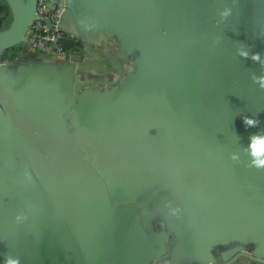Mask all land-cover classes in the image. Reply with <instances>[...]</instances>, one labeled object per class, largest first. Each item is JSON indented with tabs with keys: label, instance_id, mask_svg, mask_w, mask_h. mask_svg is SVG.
Masks as SVG:
<instances>
[{
	"label": "crops",
	"instance_id": "1",
	"mask_svg": "<svg viewBox=\"0 0 264 264\" xmlns=\"http://www.w3.org/2000/svg\"><path fill=\"white\" fill-rule=\"evenodd\" d=\"M68 1L76 36L63 54L23 42L0 50L9 61L0 65V264H79L73 241L89 264H127L108 228L136 264H264V169L248 167L249 138L264 135V89L253 79L264 76V17L251 13L264 0H186L202 31L215 21L199 55L212 70L218 59L233 100L217 104L208 127L201 117L186 147L197 84L159 31L178 0ZM13 18L0 0V31ZM229 36L232 53L222 54ZM245 115L260 124L246 128Z\"/></svg>",
	"mask_w": 264,
	"mask_h": 264
},
{
	"label": "water",
	"instance_id": "2",
	"mask_svg": "<svg viewBox=\"0 0 264 264\" xmlns=\"http://www.w3.org/2000/svg\"><path fill=\"white\" fill-rule=\"evenodd\" d=\"M64 1H66L67 3V10L62 21V26L67 32L73 34L72 37H68L61 41V45L63 46V49L65 51L66 48L74 45L75 39L73 37L76 36V34L74 32L68 31L65 26V19L69 14L73 12V9L70 6L68 0ZM131 2L132 0H123V4L126 6V8L131 5ZM257 2L261 5L264 4L260 1ZM9 3L13 9L14 18L8 28L0 31V50L23 42L27 44L28 50L36 51V49H33L31 47L27 38V33L30 29L31 23L38 17V0H9ZM261 5L252 10V15L257 16L258 18L264 17V8ZM173 13L174 14H172V18L167 20L168 22H170L171 20L173 22H170L167 25L159 26L160 34L168 33L173 36L175 40L174 49L176 50L179 58L184 60L185 63L190 67L192 72V82L197 84L196 87L191 85L193 88V93H196V97L194 104L191 106L190 119L185 126L186 140L182 147H186L188 145L190 146V143L192 146L193 139H190V132L194 126L196 127L201 117L204 123V127H208L209 122L211 121L212 123H214V119L222 111L221 108L217 107V104L229 105L231 102H233V100H231L230 93H226L222 89V87H226V81H230L231 78H229V76L224 73V71L220 68V65L218 66V59L215 60L217 69L212 70L210 69V67H208L209 64L205 62L204 58L199 55V49H204V47L207 48V44L209 46V42L211 41L210 39L215 34L214 32L216 26L214 23V19L211 18V24H209V27L206 26L208 28V32L207 28L205 27L204 31H202V27L193 21L194 17L189 18L187 16L186 0H178L176 9L173 11ZM47 21H49V19H47ZM49 25H51V21H49ZM211 34L212 36L210 37ZM204 35L207 36V40L201 39L202 37H204ZM230 40L231 39L229 36L228 38L224 37V40L219 41V52H221L222 54H226L225 50H227L228 52L232 53ZM198 42L202 45H200ZM54 51L56 52V50ZM8 63V60H0V65H7ZM194 88L196 89L194 90ZM219 97L225 98L222 100H217ZM86 150L87 148L85 147L81 149V151ZM83 157L84 153L81 152L78 159L83 160ZM17 171L20 175V178L22 179V183L27 192V196L34 195L33 197L35 198L37 193L32 169L24 162H22L21 164H17ZM31 196H29V200L31 198L32 201L33 197ZM29 200L28 204L31 205ZM108 230L110 231L118 247L129 256L130 260L127 264H136L135 255L123 246V244L117 239V237L109 228ZM72 245L78 263L89 264L84 252L82 251L78 243L73 241ZM240 253L243 255H249V253L247 252ZM153 263L162 264L160 257H151L144 264ZM209 264L215 263L210 262Z\"/></svg>",
	"mask_w": 264,
	"mask_h": 264
},
{
	"label": "built area",
	"instance_id": "3",
	"mask_svg": "<svg viewBox=\"0 0 264 264\" xmlns=\"http://www.w3.org/2000/svg\"><path fill=\"white\" fill-rule=\"evenodd\" d=\"M66 10L67 3L64 0H38V17L31 23L27 33L33 49L53 52L56 50V55L63 54L61 41L73 36L62 26ZM47 19L51 21V25Z\"/></svg>",
	"mask_w": 264,
	"mask_h": 264
},
{
	"label": "clouds",
	"instance_id": "4",
	"mask_svg": "<svg viewBox=\"0 0 264 264\" xmlns=\"http://www.w3.org/2000/svg\"><path fill=\"white\" fill-rule=\"evenodd\" d=\"M227 15V13H225ZM241 55L244 58H249L248 52H243ZM253 61H259L260 60V52H255L251 54L250 57ZM262 68H264V65H262ZM254 81H259L260 87L264 89V76L262 77H253ZM243 123L246 128L255 127L256 125L260 124V120L258 118H252L250 116H243L242 117ZM250 144L248 147L251 149L250 156L254 159L251 160V162L248 164V167H255L256 169H264V135H260L258 133L253 134L250 136ZM233 161H239V157L236 154L232 155ZM19 219V217L17 218ZM6 264H20V261L18 258L12 259L7 258Z\"/></svg>",
	"mask_w": 264,
	"mask_h": 264
}]
</instances>
